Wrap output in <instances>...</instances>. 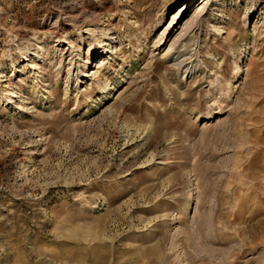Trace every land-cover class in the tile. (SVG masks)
<instances>
[{"label":"rangeland","instance_id":"1","mask_svg":"<svg viewBox=\"0 0 264 264\" xmlns=\"http://www.w3.org/2000/svg\"><path fill=\"white\" fill-rule=\"evenodd\" d=\"M0 264H264V0H0Z\"/></svg>","mask_w":264,"mask_h":264},{"label":"bare ground","instance_id":"2","mask_svg":"<svg viewBox=\"0 0 264 264\" xmlns=\"http://www.w3.org/2000/svg\"><path fill=\"white\" fill-rule=\"evenodd\" d=\"M206 2V0H202V3H205Z\"/></svg>","mask_w":264,"mask_h":264}]
</instances>
